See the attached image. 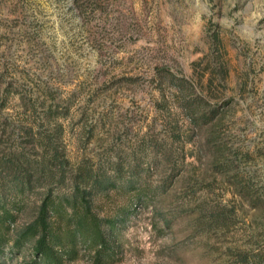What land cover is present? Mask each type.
Listing matches in <instances>:
<instances>
[{
	"label": "rangeland",
	"instance_id": "rangeland-1",
	"mask_svg": "<svg viewBox=\"0 0 264 264\" xmlns=\"http://www.w3.org/2000/svg\"><path fill=\"white\" fill-rule=\"evenodd\" d=\"M181 78L208 102L197 125ZM48 139L65 161L53 192L109 176L100 216L147 194L106 229L111 264H264V0H0V196L14 172L31 187L14 231L49 186ZM10 235L0 264H31Z\"/></svg>",
	"mask_w": 264,
	"mask_h": 264
},
{
	"label": "trees",
	"instance_id": "trees-1",
	"mask_svg": "<svg viewBox=\"0 0 264 264\" xmlns=\"http://www.w3.org/2000/svg\"><path fill=\"white\" fill-rule=\"evenodd\" d=\"M177 83L175 92L180 94L177 99L181 100L183 111L194 124L203 122L207 116V100L196 95L194 85L186 79L181 78ZM42 150L44 154L39 163L46 173L49 186L40 200L35 217L19 230H13L14 211L19 210L17 205L21 203V197L31 188L21 173L14 172L6 182L4 189L8 200L0 196V253L12 239L10 232H13L15 237L11 249L19 252L29 247L31 264H66L75 260L81 250L89 254L91 264H111L118 253L117 240L114 236L110 237L106 229L114 233L118 225L136 211L147 194L130 186L129 192L134 194L128 207L116 210L115 216H100L95 210L93 198L98 193L107 197L117 189L109 176H96L87 171L75 176V184L69 193L53 192L65 181V161L60 158L51 139L45 142ZM6 171L5 167H0V176ZM8 202L14 203L11 208H8ZM216 217L219 216L211 215V218Z\"/></svg>",
	"mask_w": 264,
	"mask_h": 264
}]
</instances>
